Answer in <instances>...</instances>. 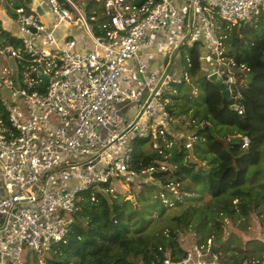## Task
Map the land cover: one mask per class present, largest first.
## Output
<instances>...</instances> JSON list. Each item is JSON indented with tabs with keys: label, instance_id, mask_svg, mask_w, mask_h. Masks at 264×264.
Listing matches in <instances>:
<instances>
[{
	"label": "built area",
	"instance_id": "obj_1",
	"mask_svg": "<svg viewBox=\"0 0 264 264\" xmlns=\"http://www.w3.org/2000/svg\"><path fill=\"white\" fill-rule=\"evenodd\" d=\"M84 1L31 0L13 19L0 7L20 43L0 46V264H31L34 256L37 264H54L43 256L67 241L81 193L155 182L154 165L133 168L135 142L172 145L169 95L189 76L182 63L174 69L177 44L160 70L152 69L141 51L153 34L198 28L203 61L216 60L208 74L218 73L245 111L236 104L246 83L236 74L245 66L225 56L218 30L256 23L264 0H89L101 5L90 16ZM249 143L243 136L242 148ZM168 156L160 170L168 169ZM181 195L174 186L159 191L164 204ZM215 244L212 237L192 242L182 260L162 264H225ZM239 264H264V257Z\"/></svg>",
	"mask_w": 264,
	"mask_h": 264
},
{
	"label": "trees",
	"instance_id": "obj_2",
	"mask_svg": "<svg viewBox=\"0 0 264 264\" xmlns=\"http://www.w3.org/2000/svg\"><path fill=\"white\" fill-rule=\"evenodd\" d=\"M30 3L31 0L2 1L3 9L11 19L15 17V10H28ZM85 9L90 16V9L100 11L101 5L89 1ZM184 32L186 38L181 42L178 53L196 101L179 107L180 97L172 96L174 102L168 108L172 116L192 112L188 129L194 131L193 149L190 151L185 147L187 139H178L171 134L168 136L171 146L167 147L160 141L159 147L151 145V150H147L151 144L148 139H139L135 142L132 166L140 172L154 165L156 170L152 175L160 182L161 191L174 186L182 194L180 199L176 198L177 206H183L182 201H188L190 205L171 219L170 215L167 216L174 223L154 232L150 227L146 229L153 208L162 205L160 216L168 209L159 192L155 191L157 187L154 184L145 185L141 190L142 201L146 204L139 209L129 200L124 201L118 192L105 193L100 189L83 192L67 241L55 245L46 260L48 263L162 264L165 258L180 261L187 254L180 236L182 231L191 230L196 234L193 243H204L211 237L215 243L219 240L226 242L223 218L235 215L249 218L252 210L264 204V194L255 193L252 185L245 188L249 169L260 163L264 144V14L255 24L231 29L221 25L218 30L219 36H224L227 43L225 56L234 59L237 66H245L243 74H236L238 81L246 77V83L240 86L243 96L236 100L237 105L244 106L242 114L230 104L232 97L226 98L218 84L205 72L201 41L194 40L188 44L192 32L186 29ZM4 44L18 46L20 43L11 32L2 28L0 20V46ZM188 82L184 80L175 84V88L178 90ZM191 97L186 96L188 100ZM245 135L250 143L243 149L242 137ZM166 153L169 154L166 160L169 167L163 171L160 170V162ZM192 153L205 162L206 167L197 165ZM148 193L155 195L150 199ZM203 193H208L210 199L198 205L197 201L204 198ZM261 221L264 224V220ZM222 245L217 247V253L225 264L264 257V245L256 250L239 249L240 255L222 254ZM236 250L233 247V251Z\"/></svg>",
	"mask_w": 264,
	"mask_h": 264
},
{
	"label": "rangeland",
	"instance_id": "obj_3",
	"mask_svg": "<svg viewBox=\"0 0 264 264\" xmlns=\"http://www.w3.org/2000/svg\"><path fill=\"white\" fill-rule=\"evenodd\" d=\"M83 3L84 5H87L89 3V0H85ZM42 6L45 9L47 8L44 3H42ZM0 7L1 9H3V6H0ZM0 16L1 17L4 16L2 11H0ZM3 26L6 29H8L11 33L15 32L16 27L12 23H10V21L7 18L3 19ZM184 31H185V28L179 29L175 26L172 27V30L169 32L167 39L164 40L165 44L163 43L164 45L162 44L163 46L158 48L157 50L156 48H152L153 53L151 57L150 58L146 57V58L150 60L149 63L153 70L159 71L160 70L159 68L163 65V60H164L163 58H164L165 53H168L171 50H173V47L176 44L177 45L181 44L182 40L186 36ZM258 31H260V28L258 29ZM198 33H199L198 28H194L191 41H189L188 44H191L194 40L198 41V37H199ZM176 55H177L176 60L180 61L179 62L180 64L182 62V59L180 57L181 56L180 52L178 53L177 51ZM0 64H1V58H0ZM204 65H205V72L209 73L208 69L206 68H210V70H212L213 68H216V60L208 59L207 62L204 61ZM1 68L2 67L0 66V74H1ZM174 69L177 70L175 67ZM186 81L188 82L189 80H186ZM190 87H192V84L188 82L184 84L178 90L175 88L176 92L175 93L172 92L169 95V97L172 99V102H174V99L172 98V96H178L180 97L179 103H178L179 107L180 105H186V104L192 105L193 103H195L196 95L194 96V94L190 91L191 89ZM186 96H192V97L190 100H188ZM6 97L7 99L12 100L9 92L6 94ZM130 115H132V113ZM191 115H192V112H190L189 114L181 115V116H176V115L173 116V119L169 124L170 134L178 139L184 137V139H187V141H188L189 136L194 138L193 136L194 131L191 129H188V125L191 123L190 121ZM192 141L194 144L195 138ZM151 145L155 147L154 144H149L147 146V150L152 149ZM192 149H193V145L190 147V151H192ZM261 151H262V155H261L260 163L258 165L251 166L249 169L248 179L245 184V188L249 189L252 185L255 193L264 194V144L261 147ZM191 157L195 161V163H197V165L206 167V163L198 159L193 153L191 154ZM150 184L151 185L154 184L157 187V189L155 190L156 192L161 191V188H160L161 184L156 179L154 183H153V180H145V182L137 181L131 184H125L123 188L117 187V191L115 192L121 193V195L123 196L122 199L124 198V201L129 200L130 202H132L133 206H135L136 209H139V208H142V206L146 204L145 202L142 201L143 198L140 195V192L141 190H143V188H145L144 187L145 185H150ZM201 189L202 188H200V190ZM154 195L155 194L148 193V197H150V199ZM175 196L178 197V194L175 193ZM203 197H204L203 200L201 199L197 201L198 205L199 204L201 205L203 202L208 201L210 199V196L208 195V193H203ZM181 203L184 205L177 206V203L175 201L165 203L168 207V209L166 210V214H164L166 216L159 215L160 211L162 210L161 204H159L157 208H153V214L149 218L150 222L148 223L146 229L150 227L153 229L154 232H158L159 230H161L162 227L167 226L169 223H174L170 219L173 218V216H177L181 214V212L190 205L188 204L190 203L188 201H182ZM169 215H170V219L167 218V216ZM262 219L264 220V204L258 207L257 209L252 210L249 214V218H243L238 215H235L234 217H224L223 218L224 220L223 237L226 242H224V240L222 242L223 244L222 248H224V251H222V254L235 253V254L240 255V253H238L239 249L249 251V250H256V249H259L260 247H263L264 245V224L261 223ZM180 236H181V239L185 240L184 246L186 248H189L192 241L196 240L195 239L196 234L191 230L188 232L182 231ZM233 247H235L237 250L233 251ZM229 249L231 251L229 253H226V251ZM50 256L51 254H45L43 256V259L47 260V258H49ZM254 258L261 259L259 257H254ZM30 262L31 264H37L38 258L34 256V258L30 260Z\"/></svg>",
	"mask_w": 264,
	"mask_h": 264
},
{
	"label": "crops",
	"instance_id": "obj_4",
	"mask_svg": "<svg viewBox=\"0 0 264 264\" xmlns=\"http://www.w3.org/2000/svg\"><path fill=\"white\" fill-rule=\"evenodd\" d=\"M36 3V2H34ZM3 15L4 16H0V20H1V25H2V28L6 31H9L8 29H6L4 26H3V19L7 18V16L5 15V13L3 12ZM174 27V26H173ZM172 30V27L166 31V32H161V33H155L153 36H152V44L148 47H145L144 49H142L141 51V55L144 57V59H146L148 62H150L149 59H147L146 57L150 58L152 53H153V49L152 48H156V50L160 47H162L165 43H164V40L167 39L168 35H169V32ZM193 34V32H192ZM193 40V39H192ZM198 41H199V37H198ZM164 43V44H163ZM163 44V45H162ZM157 53V52H156ZM177 57V55H175V58ZM180 61H177L175 59L174 61V67L177 69L176 71H180L178 70V68L181 66V64H179ZM205 66V65H204ZM208 69V68H206Z\"/></svg>",
	"mask_w": 264,
	"mask_h": 264
},
{
	"label": "water",
	"instance_id": "obj_5",
	"mask_svg": "<svg viewBox=\"0 0 264 264\" xmlns=\"http://www.w3.org/2000/svg\"><path fill=\"white\" fill-rule=\"evenodd\" d=\"M169 56H170V54L167 53V54H166V57H165V59H164V62H167V61H168ZM11 63H12L13 66H15V63H14L13 60H11ZM209 78H210L212 81H214L215 83L218 84V86L220 87V89H221L222 92H223V95H224L226 98H230V97H231L230 90L226 87V85H225L223 82H221V78H220V75H219L218 73H211V74L209 75ZM43 79H44V80H48V77H45V76H44ZM230 104L232 105L233 109L236 108V107H235V100H234V98H231V99H230ZM222 242H223V240H219V241L214 245V247H213V251H216V250H217V247H218L219 245H221Z\"/></svg>",
	"mask_w": 264,
	"mask_h": 264
}]
</instances>
